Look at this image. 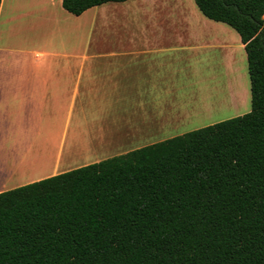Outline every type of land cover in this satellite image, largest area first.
<instances>
[{
  "label": "trees",
  "instance_id": "trees-1",
  "mask_svg": "<svg viewBox=\"0 0 264 264\" xmlns=\"http://www.w3.org/2000/svg\"><path fill=\"white\" fill-rule=\"evenodd\" d=\"M193 1L238 34L250 111L0 192V264H264V0Z\"/></svg>",
  "mask_w": 264,
  "mask_h": 264
},
{
  "label": "crops",
  "instance_id": "crops-1",
  "mask_svg": "<svg viewBox=\"0 0 264 264\" xmlns=\"http://www.w3.org/2000/svg\"><path fill=\"white\" fill-rule=\"evenodd\" d=\"M61 3H0L4 34L33 31L53 48L0 46V192L193 131L183 128L238 100L234 36L193 0L109 2L78 16ZM85 142L125 147L72 153Z\"/></svg>",
  "mask_w": 264,
  "mask_h": 264
},
{
  "label": "rangeland",
  "instance_id": "rangeland-1",
  "mask_svg": "<svg viewBox=\"0 0 264 264\" xmlns=\"http://www.w3.org/2000/svg\"><path fill=\"white\" fill-rule=\"evenodd\" d=\"M231 34H233L234 39H235V49H236V68L234 72L229 71V80L231 78H236L235 82L238 86L239 89V96H238V100L236 101V103L234 104V106L230 105V100L226 101L224 99V101L216 103V108L217 110L215 111L213 108V120L211 121L212 123H218L220 121H224L233 117H237V116H241L243 114H246L250 111V91H249V78H248V73H247V63H246V56H245V51L244 49H240L239 48V44H240V39L238 34L231 29L230 27H228ZM229 42H231V38L229 36ZM0 46L1 47H6L7 49H27V50H31V51H49V50H53L52 47H50L44 40H41L40 38L37 37V35L35 34V32L33 31H29V36L27 35H20V34H15L11 35L10 32L8 31L7 33L4 34L3 29H0ZM214 52V51H213ZM221 62H222V57L221 55H218L217 53H214V55H212V64L213 65H220L219 68H221ZM238 66H241V70L237 69ZM231 70V69H229ZM239 70V71H237ZM242 74L241 78H238V75L240 73ZM218 85H221V83L224 81L222 78H218ZM223 92H225V90H223ZM231 97V96H230ZM223 99V98H222ZM78 113V112H77ZM77 113L76 116H77ZM91 114V112H88V115ZM82 123V122H81ZM210 122H208L207 120H202L201 122L197 123V124H193V125H189L183 129L186 130H194V129H199L202 127H206L208 125H212L208 124ZM83 138L85 139V141L89 140L91 137H89L87 134L82 135ZM97 145H101V144H91L89 142H85V143H79L76 144V146L74 145V147H71L70 149L72 150V153H83L84 157L90 156V157H94V155H97V153H99V155H105V156H109L112 155L113 153H119L121 151H123L122 149L125 146H121V145H117V146H109V144H105V146L102 147H98ZM68 146V142L66 143V147ZM70 146V145H69ZM90 148V149H89ZM94 148V149H93ZM89 149V150H88ZM26 181V180H24ZM7 183V182H6ZM23 183V182H22Z\"/></svg>",
  "mask_w": 264,
  "mask_h": 264
}]
</instances>
